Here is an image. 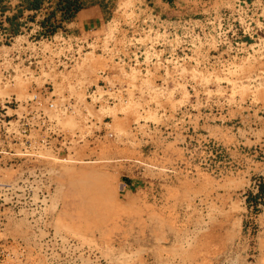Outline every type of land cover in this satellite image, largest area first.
Segmentation results:
<instances>
[{"label": "rangeland", "instance_id": "rangeland-1", "mask_svg": "<svg viewBox=\"0 0 264 264\" xmlns=\"http://www.w3.org/2000/svg\"><path fill=\"white\" fill-rule=\"evenodd\" d=\"M238 4L1 40L6 264H264V0ZM124 68L126 103L98 107L85 89Z\"/></svg>", "mask_w": 264, "mask_h": 264}, {"label": "crops", "instance_id": "crops-1", "mask_svg": "<svg viewBox=\"0 0 264 264\" xmlns=\"http://www.w3.org/2000/svg\"><path fill=\"white\" fill-rule=\"evenodd\" d=\"M125 1H129L132 6L126 9L130 10L136 6H141L147 14L156 17L157 22L165 24L179 25L182 20L188 19L198 13L213 16L230 10L232 0H0V42L5 39H12L23 30L45 31L48 24H57L66 29L70 34H77L79 38L87 41L93 40L96 33H105L110 26L119 23L116 19L117 12L124 10ZM242 2L245 0H234ZM73 11L71 18L64 16L67 12ZM230 20V14L223 21ZM147 24V23H146ZM153 25V24H150ZM76 37V36H73ZM4 45V44H2ZM0 45V51L1 46ZM2 56L0 55V59ZM100 72V78L97 79V85L87 87L89 92L87 96L96 98V105L99 107L104 103L110 106L125 104L128 97L122 92V96L115 93V97L109 96L112 87L108 80L116 81V88L123 85L124 76L129 74V70ZM92 87H94L92 89ZM101 89L102 93L99 92ZM90 89H92L90 91ZM53 92H50L52 94ZM91 96V97H90ZM118 117L122 118L120 112ZM264 153V151H263ZM261 161L256 163V171L259 180L264 181V156ZM259 189V185H258Z\"/></svg>", "mask_w": 264, "mask_h": 264}, {"label": "built area", "instance_id": "built-area-1", "mask_svg": "<svg viewBox=\"0 0 264 264\" xmlns=\"http://www.w3.org/2000/svg\"><path fill=\"white\" fill-rule=\"evenodd\" d=\"M245 4V1H242V2H239L238 5L242 6ZM225 16V14H224ZM62 34V33H60ZM6 256H7V253H6V248L4 247L3 244L0 243V264H6Z\"/></svg>", "mask_w": 264, "mask_h": 264}, {"label": "trees", "instance_id": "trees-1", "mask_svg": "<svg viewBox=\"0 0 264 264\" xmlns=\"http://www.w3.org/2000/svg\"><path fill=\"white\" fill-rule=\"evenodd\" d=\"M72 15H73V11H71V12H67V14L64 16V18L69 19V18L72 17ZM261 186H262V185H259V190L261 189Z\"/></svg>", "mask_w": 264, "mask_h": 264}]
</instances>
